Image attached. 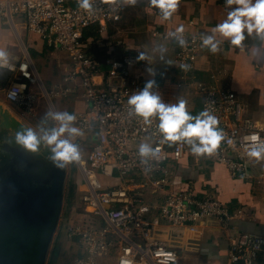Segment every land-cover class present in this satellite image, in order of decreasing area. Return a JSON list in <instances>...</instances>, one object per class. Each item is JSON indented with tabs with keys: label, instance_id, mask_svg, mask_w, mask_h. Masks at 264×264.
I'll return each mask as SVG.
<instances>
[{
	"label": "built area",
	"instance_id": "1",
	"mask_svg": "<svg viewBox=\"0 0 264 264\" xmlns=\"http://www.w3.org/2000/svg\"><path fill=\"white\" fill-rule=\"evenodd\" d=\"M123 7L119 0H94L95 11L85 12L78 7L77 0H0V19L15 32L34 33L49 47L69 56L71 70L64 81L71 87H63L61 93L70 95L80 89L87 100L88 110L74 113L75 126L83 132L75 142L87 148L86 159L78 165L82 177L78 186L84 210L104 223L100 245H118L117 264H179L177 250L155 240L156 228L167 225L195 231L206 220L220 221L228 228L239 212L215 197L203 199L191 189L175 190V165L197 156L186 144L160 143L158 120L145 123L129 115V96L145 85L131 70L139 63L138 52L127 50L121 57L104 60L88 52L85 31L97 27L98 33L106 32L111 24L121 21ZM184 35L188 46L181 48L175 44V63L190 65V69L176 67L178 85L195 87L201 100L198 114L207 108L218 118V127L225 134L216 152L204 157L226 167L232 178L247 175V146L264 142V122L247 117L232 90L219 86L217 81L198 80V63L207 50L200 47L201 33L185 31ZM152 36L161 35L153 32ZM103 65L108 69L103 70ZM0 69L17 74L6 91L7 101L32 111L37 93L31 88L40 87L41 81L31 59L25 58L19 64L0 62ZM158 91L162 97L159 87ZM144 142L159 148V159L147 165L141 163L138 155V147ZM134 145L138 147L133 149ZM156 195H164L163 201L153 203L151 197ZM84 236L97 244L90 235ZM106 237L109 239L104 241ZM263 251V235H232L228 264H257Z\"/></svg>",
	"mask_w": 264,
	"mask_h": 264
},
{
	"label": "crops",
	"instance_id": "2",
	"mask_svg": "<svg viewBox=\"0 0 264 264\" xmlns=\"http://www.w3.org/2000/svg\"><path fill=\"white\" fill-rule=\"evenodd\" d=\"M227 12L225 0H179L178 9L172 19L161 21L158 19L157 10H150L146 0H140L135 6L124 5L121 21L111 24L106 32L98 33L97 27L88 29L86 47L91 55L104 60L121 57L127 50L138 52L144 46L156 48L164 44L170 52L169 58L175 62L176 45L173 41L165 40L167 33L180 24L184 25L188 33H210L226 18ZM153 32H159L161 36L154 38ZM253 43L254 40L249 38L243 49L231 48L225 42L218 54L205 51L199 60L196 74L200 82L217 81L219 86L235 92L243 104L245 115L256 122H264V62L250 54L249 48ZM0 49L10 53L8 61L14 64L30 58L40 78V87L31 88V91L37 93V98L32 111H28L23 106L7 101L6 91L17 74L4 69L13 75V79L9 84H0V93L4 92L0 94V107L8 110L26 127L35 129L50 109L72 114L88 110L83 90L78 89L70 95L61 93L63 87H71L64 81L71 70L70 60L64 52L49 47L34 33L15 32L1 19ZM60 53L66 60L60 59ZM152 66L157 72L154 79L160 88L163 101L175 103L179 97L183 98L188 102L190 114L197 115L201 105L200 95L192 85L179 87L180 78L176 66L162 63ZM147 67L144 62H139L131 70L146 83L153 79L146 71ZM102 69L106 70L108 67L103 65ZM5 71L0 69V78ZM101 80L97 78V81ZM25 156L28 160L26 170L39 181L48 178L49 172L56 169L48 161L39 160L31 153ZM247 160V175L236 179L230 176L226 167L204 156L190 157L175 165L173 177L176 191L191 189L199 198L215 197L233 211L239 212L230 221L228 228L217 220L203 221L195 231L167 225L156 228L155 240L163 241L176 249L180 255L179 264H228L230 236L239 233H258L264 236V158L256 160L248 156ZM32 180V184L37 186L38 181ZM163 199L164 195L151 197L153 203L162 202ZM84 213L90 216L85 210ZM62 217L61 209L53 234L54 240L60 237L58 230L63 221ZM77 230L79 232L80 228ZM47 256L45 264H48ZM117 261L118 257L115 264ZM257 264H264V251Z\"/></svg>",
	"mask_w": 264,
	"mask_h": 264
},
{
	"label": "clouds",
	"instance_id": "3",
	"mask_svg": "<svg viewBox=\"0 0 264 264\" xmlns=\"http://www.w3.org/2000/svg\"><path fill=\"white\" fill-rule=\"evenodd\" d=\"M140 0H119L122 5L135 6ZM148 8L157 10L158 19L169 21L176 13L179 0H146ZM78 7L85 12H93L94 0H77ZM228 9L226 18L218 23L210 33L201 34L200 47L211 54H218L222 45L227 42L231 48L246 47L245 41L254 40L249 52L258 61L264 62V0H225ZM183 24L166 34L165 40H171L181 48L188 46ZM258 41L259 43H255ZM170 52L164 44L156 48L144 46L138 51L137 62H144L146 71L153 77L146 81L144 87L129 96L127 100L129 115L150 123L158 120L157 131L161 136L160 143L186 144L194 156L213 155L225 139L219 129V120L207 108L197 115L188 111V102L178 98L175 103H165L158 91L154 77L157 72L152 66L156 63L176 66L188 71L190 65H177L170 58ZM10 53L0 49V62H7ZM77 117L68 111L48 110L36 128L21 127L10 133L8 143L33 155L46 153L48 162L57 169L81 160V149L75 142L83 135L75 126ZM247 155L260 160L264 158V142H253L247 146ZM159 148L144 142L138 147L141 163L147 165L158 160Z\"/></svg>",
	"mask_w": 264,
	"mask_h": 264
},
{
	"label": "rangeland",
	"instance_id": "4",
	"mask_svg": "<svg viewBox=\"0 0 264 264\" xmlns=\"http://www.w3.org/2000/svg\"><path fill=\"white\" fill-rule=\"evenodd\" d=\"M60 59L66 60L64 55L61 53ZM1 70L5 71L4 69ZM5 73L2 74L4 76L0 78V84H9L13 79V75L7 73V71H5ZM3 93L4 92L1 91L0 94ZM137 147L138 145H134L132 148L136 149ZM80 149L81 159L85 160L87 148L85 149L84 147L80 146ZM78 165L79 162L73 163L67 165L63 169H58L57 171L59 172L60 178L63 177L62 182H59L61 187H64V199L62 205L63 221H61V227H59L58 230V236L60 237L57 236L58 239L56 238L55 240H52L49 253H47V262L48 264H115L117 257L119 256L118 245L114 244L104 247L100 245L102 241L100 231L104 227V223L103 221L94 219L84 213V206L81 203V194L79 193L80 191L78 186L82 179ZM97 176L102 183H105V179L100 173H97ZM150 190L151 189L149 188L147 191ZM39 194V192H36V197H30V204L28 199L27 201L25 198L24 200L21 199L24 197L23 195L18 197V193L12 194V196L9 198L4 197L3 200L6 206L0 210L1 234H5V237L9 238L13 232H17L21 227L25 226L22 225L23 223L26 224L25 219L29 220L28 226L25 227L23 231L28 232L32 228L36 219L31 217L32 209L27 207L31 206V203L34 204L33 201L37 202L38 205ZM23 208H26V210ZM5 216L8 219L7 222L3 220V217ZM91 225L96 226V228L91 229ZM79 228L80 231L78 232L77 229ZM84 234H88L90 237L94 238L97 241V244L90 241L88 237L84 236ZM108 239L109 237H106L104 241ZM15 240L16 239L12 240L14 244L16 242ZM17 243L18 242H16V244ZM29 250L24 247L20 248L19 251L17 250L20 254L18 261L14 262L12 259L8 262V264H26L25 260L26 256L29 255ZM32 256H34L35 259L38 257L35 251H32ZM45 260H43V264ZM27 264H41V260Z\"/></svg>",
	"mask_w": 264,
	"mask_h": 264
},
{
	"label": "water",
	"instance_id": "5",
	"mask_svg": "<svg viewBox=\"0 0 264 264\" xmlns=\"http://www.w3.org/2000/svg\"><path fill=\"white\" fill-rule=\"evenodd\" d=\"M21 127L26 126L13 117L8 110L0 107V210L6 206L3 200L4 197L9 198L15 193H18V197L19 194L23 195L24 197L21 199L24 200L25 198L26 201L28 199L29 202L30 197L35 196L36 192H39V201L38 205L37 202L33 201L34 204L31 203V206L27 207L32 209L31 217L36 219L28 232L23 231V229L28 226L29 219H25L26 224H22L25 226L21 227L19 231L13 232L9 238L0 232V264H8L12 259L17 262L20 255L18 251L22 247L30 249L29 255L26 256V264L37 260H41V264H43L62 209L63 186L61 187L59 182H62L63 177L60 178L56 168L52 170V173H47L49 175L48 178L39 181L38 178L36 179L26 170L25 165L28 160L25 155L28 152L22 151L14 143H8L10 133ZM46 155V153L41 155L32 154L39 160L48 161ZM32 179L38 181L36 183L37 186L32 184L34 181ZM23 209L26 210V208ZM3 220L7 222L8 219L5 216ZM14 239L18 242L17 244L12 242ZM31 250L37 254L38 257L36 259L32 256Z\"/></svg>",
	"mask_w": 264,
	"mask_h": 264
},
{
	"label": "trees",
	"instance_id": "6",
	"mask_svg": "<svg viewBox=\"0 0 264 264\" xmlns=\"http://www.w3.org/2000/svg\"><path fill=\"white\" fill-rule=\"evenodd\" d=\"M92 28V27H91ZM90 29V28H89ZM98 30V29H97ZM87 31V33H88V29L86 30ZM86 31H85V34H84V42L86 43V41H87V37H89L88 36V34L86 33ZM98 34V33H97ZM87 35V36H86Z\"/></svg>",
	"mask_w": 264,
	"mask_h": 264
},
{
	"label": "flooded vegetation",
	"instance_id": "7",
	"mask_svg": "<svg viewBox=\"0 0 264 264\" xmlns=\"http://www.w3.org/2000/svg\"><path fill=\"white\" fill-rule=\"evenodd\" d=\"M19 196H21V194H19Z\"/></svg>",
	"mask_w": 264,
	"mask_h": 264
}]
</instances>
